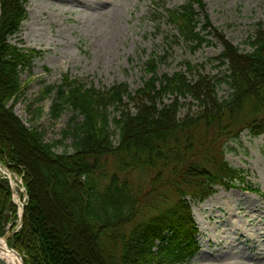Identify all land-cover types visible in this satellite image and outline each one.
Masks as SVG:
<instances>
[{
	"label": "trees",
	"instance_id": "1",
	"mask_svg": "<svg viewBox=\"0 0 264 264\" xmlns=\"http://www.w3.org/2000/svg\"><path fill=\"white\" fill-rule=\"evenodd\" d=\"M28 1L1 0L0 10V163L23 175L28 194L22 226L8 237L9 246L22 254L25 264H78L73 238L58 236L42 215L39 173L66 214L77 220L78 235L88 232L94 246L88 252L89 264L189 260L198 250V226L189 198L204 200L216 186L239 183L258 190L246 183L245 170L227 160L226 143L245 129L264 133V22L258 24L246 52L222 39L223 50L214 58L221 64L215 76L190 79L186 71L159 75L157 61L151 60V75L133 96L125 85L101 91L66 73L59 85L43 89L44 94L56 91L54 118L66 109L72 112L63 137L72 138L73 151L58 152L14 111L24 89L21 70L30 69L40 54L12 42L28 17ZM197 7L203 13L204 0L168 9L169 22L192 50L212 43L213 35L207 15L201 20ZM244 59L247 69L240 65ZM196 69L189 64L187 71ZM223 84L230 93L220 98L217 88ZM168 95L171 101L163 102ZM126 96L138 100L135 111L124 107ZM187 96L200 109L181 117L179 99ZM110 106L120 109L113 121L115 131ZM19 143L37 156L38 165L28 162ZM39 163L54 170L48 180ZM58 182L62 188L54 189ZM17 218L12 186L0 175V237L13 229Z\"/></svg>",
	"mask_w": 264,
	"mask_h": 264
},
{
	"label": "rangeland",
	"instance_id": "2",
	"mask_svg": "<svg viewBox=\"0 0 264 264\" xmlns=\"http://www.w3.org/2000/svg\"><path fill=\"white\" fill-rule=\"evenodd\" d=\"M187 1L29 0L28 17L12 42L37 49L40 54L30 69L21 70L24 89L14 105L15 113L27 126L37 127L58 152H71L72 138H64L63 130L72 112L66 109L59 118H54L51 107L56 101V91L43 92L46 86L59 85L66 73L101 91L116 84L125 85L135 96L151 75L148 71L151 60L157 61L159 75L186 71L190 79H198L200 74L210 77L219 72L221 64L214 58L223 50L222 39L237 45L242 52L250 50L249 41L258 24L264 22V0H204L203 13L199 7L197 10L201 12V20L207 15L208 30L213 32L209 36L212 43L195 50L168 20V9L178 8ZM247 63L240 60L242 67ZM189 64L197 69L187 71ZM217 93L225 98L230 89L223 84ZM172 97L166 96L163 102L171 101ZM179 100L181 117L189 111L196 114L200 109L190 96ZM138 104L137 99L128 96L124 100V107L131 111ZM119 110L115 106L108 108L113 131ZM4 130L7 132V128ZM116 134L114 139L118 137ZM18 147L31 165H38L37 156L26 153L28 150L22 143ZM226 148L227 160L245 170L246 183L258 190L239 183L235 187L216 186V192L204 200L189 198L198 226V250L189 260L172 264H264V133L254 135L245 129L238 138L229 140ZM39 167L48 180L54 170L40 163ZM37 182L43 217L58 231V236L66 240L73 238L76 262L89 264L88 259L92 260L88 252L94 246L88 232L78 235L81 231L77 220L66 214L39 173ZM59 188H62L60 182L54 185V189ZM24 194L20 192L19 196L23 198Z\"/></svg>",
	"mask_w": 264,
	"mask_h": 264
},
{
	"label": "bare ground",
	"instance_id": "3",
	"mask_svg": "<svg viewBox=\"0 0 264 264\" xmlns=\"http://www.w3.org/2000/svg\"><path fill=\"white\" fill-rule=\"evenodd\" d=\"M14 188H18V193L22 190V183L19 179H14L13 181ZM15 202L19 206V210L21 211L24 207L23 200H20L16 195L14 197ZM81 229H79L80 231ZM0 264H21L20 257L13 251L6 248L4 242H0Z\"/></svg>",
	"mask_w": 264,
	"mask_h": 264
},
{
	"label": "water",
	"instance_id": "4",
	"mask_svg": "<svg viewBox=\"0 0 264 264\" xmlns=\"http://www.w3.org/2000/svg\"><path fill=\"white\" fill-rule=\"evenodd\" d=\"M0 242H4L6 248H8L9 250L15 252V253L20 257V259H21V264H25V263H24V259H23L22 254H21L19 251H17L16 249H14V248H12V247H10V246L8 245V236L0 237Z\"/></svg>",
	"mask_w": 264,
	"mask_h": 264
},
{
	"label": "built area",
	"instance_id": "5",
	"mask_svg": "<svg viewBox=\"0 0 264 264\" xmlns=\"http://www.w3.org/2000/svg\"><path fill=\"white\" fill-rule=\"evenodd\" d=\"M3 173H4L5 175L10 176V174H9L7 171H4V170H3Z\"/></svg>",
	"mask_w": 264,
	"mask_h": 264
}]
</instances>
